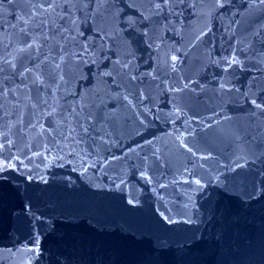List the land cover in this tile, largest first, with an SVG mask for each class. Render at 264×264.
Returning a JSON list of instances; mask_svg holds the SVG:
<instances>
[{
	"label": "water",
	"instance_id": "95a60500",
	"mask_svg": "<svg viewBox=\"0 0 264 264\" xmlns=\"http://www.w3.org/2000/svg\"><path fill=\"white\" fill-rule=\"evenodd\" d=\"M0 264H264V3L0 0Z\"/></svg>",
	"mask_w": 264,
	"mask_h": 264
},
{
	"label": "snow or ice",
	"instance_id": "6c2138e0",
	"mask_svg": "<svg viewBox=\"0 0 264 264\" xmlns=\"http://www.w3.org/2000/svg\"><path fill=\"white\" fill-rule=\"evenodd\" d=\"M261 3H264V0H261ZM29 47H31V45H29ZM173 59H175V58H173Z\"/></svg>",
	"mask_w": 264,
	"mask_h": 264
}]
</instances>
